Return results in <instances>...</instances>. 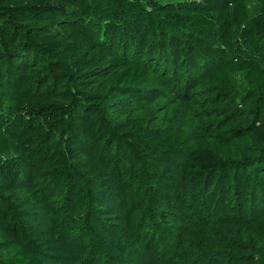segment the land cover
Masks as SVG:
<instances>
[{
  "label": "rangeland",
  "instance_id": "obj_1",
  "mask_svg": "<svg viewBox=\"0 0 264 264\" xmlns=\"http://www.w3.org/2000/svg\"><path fill=\"white\" fill-rule=\"evenodd\" d=\"M178 1L183 2L178 10L187 6L212 18L207 28L186 29L202 41L206 55L213 59L210 70L194 79L192 86L185 87L179 83L181 79L171 82L170 75L164 74L151 91L120 93L110 68L117 57L108 50L102 53L106 69L79 86L53 75L48 56L40 55L17 71L20 65L12 59L13 53L25 46L20 30L43 28L52 36H59L62 30L57 32V27H46L43 22L23 24L15 32V41L7 45L11 30H3L5 35L0 32L1 67L6 71L1 78L23 104L11 107L0 94L2 119L7 121L0 126L24 144L30 132L21 118L26 104L67 109L65 169L70 187L64 189L46 178L56 177V169L50 174L44 171V179L37 177L34 159L26 166L30 178L25 183L27 193L12 208L19 222L35 232L32 236L39 237L42 245L37 255L45 264H152L145 245L154 224L164 244L175 239L168 234L171 231L176 233L177 247L183 245L168 251L174 264H264L261 173L249 178L251 186L242 174L227 169L194 183L188 174L190 155L179 146L154 143L174 133L186 135L188 144H198L207 133L215 132L219 123L257 117L264 121V107L258 99L237 86L220 84L214 75L213 64L228 60L264 66L256 49L239 35V27H226L225 12L234 0ZM240 1L247 17L261 12L259 0ZM80 4L79 8L88 11L92 3L82 0ZM228 31L238 36L230 46L226 44ZM25 35L27 40L34 36L30 30ZM77 91L108 104L102 109L92 105L81 110L73 95ZM123 94L128 96L125 100L112 102ZM129 121L142 124V132L128 129ZM33 142L32 155L37 157L47 142ZM192 231L201 238V246L190 244ZM12 256L0 251V264Z\"/></svg>",
  "mask_w": 264,
  "mask_h": 264
},
{
  "label": "trees",
  "instance_id": "obj_2",
  "mask_svg": "<svg viewBox=\"0 0 264 264\" xmlns=\"http://www.w3.org/2000/svg\"><path fill=\"white\" fill-rule=\"evenodd\" d=\"M80 1L0 0V32L4 34L3 30H11V38L5 36L6 45L15 41V32L23 24L43 22L46 27H57V32L62 30L59 36L49 35L43 28L20 30L25 37V46L21 52L13 53L12 59L20 65L17 71L34 63L40 55L48 56L52 60L53 75L79 86L87 82L88 77L106 69L102 53L108 50L117 57L110 68L118 91L133 90L138 94L151 91L164 74L170 75L171 82L181 79L179 83L186 87L192 86L194 79L202 78L210 70L213 59L206 55L205 45L186 30L188 27L207 28L211 25L212 18L204 11H191L187 6L178 10V4H183L178 0H166V3L161 0H91L92 4L86 11L79 8ZM259 1L261 12L254 17L246 16L240 0L230 4L225 17L226 27H239V35L264 60V0ZM29 30L34 36L27 40L25 34ZM237 38L236 33L228 31L226 44L230 46ZM213 65L215 78L220 84L250 92L264 107V66H252L238 60ZM4 72L0 60V94L11 107L19 108L23 105L22 100L5 86L1 78ZM73 95L80 102L77 104L80 109L92 105L102 109L108 104L80 91ZM127 97V94L117 95L112 102H120ZM25 107V113L21 115L22 124L30 132L24 144L15 134L0 126V251L13 254L6 264H45L37 255L38 247L42 245L39 237L32 236L35 232L19 222L12 208L27 193L25 183L30 178L27 177L26 166L34 159L39 168L37 177L43 178L44 171L50 174L56 169V177L46 178L64 189L70 187L65 169L68 164V148L65 149L64 142L67 109L53 104L36 106L30 103ZM2 116L0 110V124L5 122ZM259 120L257 117L255 120L244 118L237 122L219 123L216 131L207 133L198 144H188L186 135L174 133L154 143L164 147L176 145L189 154L188 174L194 183L219 169H227L237 176L242 174L244 182L251 186L249 178L258 171L260 178H264V121ZM127 128L142 132V124L134 121H129ZM33 141L35 145L47 142L37 157L32 155ZM30 144L32 148L27 147ZM30 197L31 200L34 198L32 194ZM157 227L155 224L150 226V237L145 245L148 256L152 264H174L170 262L173 256L168 251L183 245L177 247L174 243L176 233L166 228L163 230L169 231L168 234L175 239L164 244L155 232ZM189 235L190 244L201 246L202 240L196 232ZM122 247H126L125 241H122Z\"/></svg>",
  "mask_w": 264,
  "mask_h": 264
}]
</instances>
